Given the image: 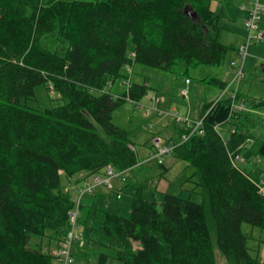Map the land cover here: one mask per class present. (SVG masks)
<instances>
[{"label":"trees","instance_id":"obj_1","mask_svg":"<svg viewBox=\"0 0 264 264\" xmlns=\"http://www.w3.org/2000/svg\"><path fill=\"white\" fill-rule=\"evenodd\" d=\"M222 29L208 0H0V264H58L51 250L63 247L77 206L63 178L139 164L131 132L114 123L122 105L142 103L150 90L133 79L134 67L186 74L220 67L234 50L220 41ZM124 80L131 84L122 96L108 90ZM48 83L67 104L44 111L22 104ZM209 83L227 89L217 78ZM241 101L247 110L234 111ZM261 108L264 100L240 92L205 104L203 133L182 127L172 152L195 169L202 202L165 193L158 205L139 189L130 217L105 213L100 232L116 253L100 254L98 264H217L213 231L226 264H264L243 231L264 230V194L247 165L264 160V141L256 152L249 146L250 123L262 119L250 111ZM241 154L242 170L233 163ZM87 183L75 182L79 193ZM33 236L52 247L46 252Z\"/></svg>","mask_w":264,"mask_h":264},{"label":"rangeland","instance_id":"obj_2","mask_svg":"<svg viewBox=\"0 0 264 264\" xmlns=\"http://www.w3.org/2000/svg\"><path fill=\"white\" fill-rule=\"evenodd\" d=\"M247 1L249 0H208L210 7L220 15V26L229 30L221 33L220 41L230 47L234 48V46H237L243 34H246L244 37V42H246L245 18L240 8H242L244 3L248 4ZM262 4H264V0H262ZM259 26L261 31H264V15L259 20ZM237 53L235 50H230L225 63L220 67L200 65L190 69L187 74L181 69H177L175 72H164L141 64L135 66L133 79L150 83V90L148 95L142 100V103L149 104L148 99L153 97L154 94L158 95L162 97V101H158V109L165 113L160 116L157 111H154L151 116L146 117L145 111L137 108L131 102H126L115 112L114 123L131 132L130 138L134 143L139 164L134 168L135 170L125 175L128 184L121 190V197L115 194L111 199L107 197V200L103 201L97 198L101 200L98 201L95 199V195L90 192L81 200L83 208L79 212L80 229L77 234L82 233L84 240L81 243L77 240L74 242V264H98L100 254L115 255L116 252L113 249L105 246L106 240L101 235L102 219L105 213H113L111 210H114L113 208L115 207L117 208L116 214L126 218L130 217L134 196L139 189L144 192V199H155L154 201L158 205L162 203L165 193L182 196L197 203L202 202V198L192 182L196 181L192 177L195 172L192 166H189L190 169H187L188 167L185 168L184 166H188V163L183 161H177L178 164L170 166V161L174 158L172 155L165 157L164 166L159 165L156 160H146L151 157V153L155 152L151 142L154 135H160L163 140H167L169 137H173L175 142L180 140L177 128H182V124L177 121L176 116L189 117L197 122L201 119L202 108L205 104L216 101L221 95L224 98L228 96L223 94L220 86L211 84L209 81L213 78L226 80L227 78L225 77L227 75H229V79L236 77L238 68L230 66L229 59L233 58L238 63V66L241 67L238 50ZM244 72L245 76L239 84L238 91L253 98L264 99V39L260 41L253 40ZM187 79L191 80V84H187ZM115 84L114 88L120 85L123 86L122 93L126 90L122 83L116 82ZM112 87L108 90L114 91ZM233 87V89H236L237 83ZM183 89H187L189 93L187 98L182 95ZM67 103V100L62 99L60 94L53 90L50 83L37 86L34 97L22 100V104L41 111L57 108ZM237 104L240 108L237 109L238 111L247 110L244 102L241 101ZM250 112L262 118L259 121L256 120L250 123L252 139H254V142L250 143V148H254L257 151L261 146V142L264 141V125H262L264 123V108ZM166 124H169V126H166ZM225 130L227 131V129L222 131ZM225 135L227 137L228 132ZM251 164H253L252 160L251 163H248V166H251ZM167 166L168 168H166ZM261 173H264V171H261ZM79 175L81 174L76 175L72 179L63 178V185L66 186L67 191L71 193L77 204L81 195L78 191L79 189L76 188L75 180L79 179ZM101 176L104 177L105 175L102 174ZM262 180L264 181V177ZM113 185L118 187L122 184L115 180ZM103 189L106 190L108 196L109 192L116 191L107 190V188ZM160 193L164 194L161 195ZM89 197L91 199L88 202ZM93 200H96L94 205L92 204ZM108 205L111 206V210L108 209ZM243 231L250 238L249 247L251 253L264 261V230L245 224ZM212 239L215 244L217 264H226L227 260L217 247V237L214 231L212 232ZM32 243L42 244L46 252L48 248L52 247L48 237L33 236ZM110 264L122 263L118 260H110Z\"/></svg>","mask_w":264,"mask_h":264},{"label":"built area","instance_id":"obj_3","mask_svg":"<svg viewBox=\"0 0 264 264\" xmlns=\"http://www.w3.org/2000/svg\"><path fill=\"white\" fill-rule=\"evenodd\" d=\"M243 10L248 11V18L245 22L246 32H247V39L244 44H242L238 50L241 67L238 66V63L232 62V66L238 67V73L236 75L235 80L240 81L244 78V65L247 60V57L249 56V48L252 44L253 40L260 41L264 39V32L260 30L259 27V20L261 19L262 15H264V4H262V0H249L248 4H245L243 6ZM131 71V70H129ZM189 83V80L187 81ZM131 82L128 80L124 81V85L127 88V92L130 88ZM182 95L187 98L188 91L183 90ZM128 101H131V99L127 96ZM157 98L153 97L152 102L156 101ZM141 110H144L146 115L149 116L152 111H156V108L153 105H146L143 103H135ZM233 108L235 106L233 105ZM158 111V110H157ZM160 114H163V112H160ZM176 119L178 122L184 124L187 129L191 130L192 133L195 131H199L200 134L203 132L200 130V127L202 126V120L200 122H193L189 118H184L181 116H176ZM218 130L220 132V135L225 138L224 132H222V128L218 127ZM190 135L185 134L182 137V142L188 140ZM152 145L155 148V152L151 154V157L149 158V161L156 160L158 164H163L164 159L167 155H172L173 150L176 147V143L174 142H165L161 137L155 136L152 139ZM233 163L234 165L242 170V165L246 163V158L241 155H236L233 157ZM115 180H120L122 182H125L126 179L124 177V172L117 171L112 166H108L106 168V176L105 178H102L100 176H94L92 178V181L88 182L86 184V187L80 192L81 196L84 193L93 192L97 188L101 186H107L109 188H112L113 182ZM260 192L264 194V181H257ZM81 196L79 199H81ZM79 204L78 202L75 209L71 210L69 212V221H70V230L65 238L63 247L56 249L53 252L54 258L57 260L58 264H74V256H73V245L74 242L82 241L83 240V234L79 233L77 234V231L80 229L78 225V217H79Z\"/></svg>","mask_w":264,"mask_h":264},{"label":"crops","instance_id":"obj_4","mask_svg":"<svg viewBox=\"0 0 264 264\" xmlns=\"http://www.w3.org/2000/svg\"><path fill=\"white\" fill-rule=\"evenodd\" d=\"M237 1H243V0H237ZM241 9V11H243V14H244V20L246 21V19H247V17H248V12L247 11H244L243 10V8H240ZM211 10L212 11H214L213 9H212V7H211ZM215 13H216V11H214ZM216 14H218V13H216ZM222 27V26H221ZM223 29L221 30V33H224L223 31H226V30H228V29H225L226 27H222ZM244 28H245V24H244ZM261 28V27H260ZM229 31V30H228ZM264 32V31H263ZM221 33H220V35H221ZM246 33V32H245ZM246 36V34H243V37H242V39L241 40H239V44L237 45V46H234V50L236 51V53H237V50H238V48L240 47V45H242L243 43H244V41H245V37ZM226 45V44H225ZM229 46V45H228ZM238 54V53H237ZM237 54H236V57H237ZM235 58V57H234ZM234 61V59L233 58H231V59H229V63H231V62H233ZM231 66V65H230ZM135 68V67H134ZM225 78H227L226 80H224V79H222V78H217V79H219L220 81H222V82H224V83H226L227 84V91H222L223 92V94H225V95H228L226 98H228V97H230L231 96V94H232V91L233 90H239V84H237V87H236V89H233L234 87V84H233V80H234V78L235 77H232L231 79H229V75H227V77H225ZM121 83V82H120ZM148 84H150V83H148ZM190 84H191V82H190ZM116 84H113V87L112 88H114V86H115ZM124 88H123V86H118V87H115L114 88V91L112 90L111 92L112 93H114V94H123L122 93V90H123ZM243 94H245V93H243ZM155 95V94H154ZM153 95V96H154ZM157 97H158V101L159 102H161L162 101V97H160V96H158V95H156ZM222 96V95H221ZM221 96L220 97H218V99H220L221 98ZM152 97H150L149 99H148V101H150V99H151ZM224 98V97H223ZM217 99V100H218ZM262 100H264V99H262ZM157 101V107H159V102ZM262 125H264V123H262ZM166 126H169V124H166ZM165 126V127H166ZM180 129H182L181 127H178L177 128V131L179 132L180 131ZM160 134V133H159ZM167 140H173V141H175L174 139H173V137H169V139H167ZM251 142H254L253 140H250V143ZM250 143H249V146H250ZM252 150L254 151V152H256V149H254V148H252ZM173 157V156H172ZM166 161V160H165ZM178 160H176L175 158H173V159H171V161H170V166H175L176 164H178V162H177ZM165 165V164H164ZM185 168H187V169H190L189 168V166H184ZM253 170H254V177H257L258 176V174H259V176L257 177V178H260V176L261 175H263L264 173H261V171H264V160H260V159H258V162H257V164H256V166H253V164H251V166H250ZM166 168H168V166L166 167ZM133 170H135V169H133ZM133 170H131V171H127V173H126V175L128 174V173H130V172H132ZM256 175V176H255ZM85 178H86V174H81V175H79V179H77V180H75V182H78L79 183V185H78V187L80 188V187H82L86 182H89L91 179H92V177H90V178H88V179H86L85 180ZM120 182V181H119ZM120 184H122V185H120V186H118V187H115L114 186V189H112V190H116V191H112V192H109V196H108V194L106 193V190H104L103 188H105L106 189V187H100V188H98L94 193H92V195H95L94 197H95V199L96 200H98V199H101L102 201L103 200H107V197L108 198H112V196L113 195H119L120 194V192L122 193V191L121 190H123V188H125L126 187V184H123L122 182H120ZM128 184V183H127ZM108 190V189H107ZM157 192H158V190H157ZM168 192V191H167ZM159 193V192H158ZM161 194V193H160ZM164 194V193H163ZM163 194H161V195H163ZM143 195H144V192H143ZM151 195V194H150ZM149 195V196H150ZM98 198V199H97ZM90 197L88 198V202L90 201ZM96 200H93L91 203L94 205V203H96ZM101 200H98V201H101ZM151 200H155V199H151ZM119 206V205H118ZM108 209L109 210H111L112 208H111V206L110 205H108ZM114 210H111L113 213H115L116 214V210H117V208L115 207V208H113ZM108 213V212H107ZM53 249H56V247H54ZM52 249V250H53Z\"/></svg>","mask_w":264,"mask_h":264},{"label":"water","instance_id":"obj_5","mask_svg":"<svg viewBox=\"0 0 264 264\" xmlns=\"http://www.w3.org/2000/svg\"><path fill=\"white\" fill-rule=\"evenodd\" d=\"M185 13L191 18V19H195L196 18V13H193L192 11H191V8H186V10H185Z\"/></svg>","mask_w":264,"mask_h":264}]
</instances>
